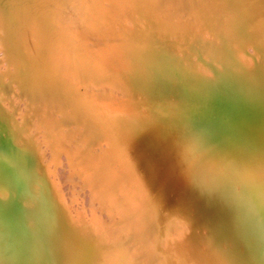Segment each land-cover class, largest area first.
Returning a JSON list of instances; mask_svg holds the SVG:
<instances>
[{
	"label": "bare ground",
	"instance_id": "6f19581e",
	"mask_svg": "<svg viewBox=\"0 0 264 264\" xmlns=\"http://www.w3.org/2000/svg\"><path fill=\"white\" fill-rule=\"evenodd\" d=\"M116 21H128L129 24L135 21L138 24L135 29L120 27L127 31V35L118 34L117 39L106 42L98 37L99 28L106 27L107 22ZM143 25L152 31L144 29L140 39L142 42H139L137 34ZM134 34L140 44L131 48L128 46L131 40L128 39L130 41L127 43L126 38ZM0 35V43L14 64V73L5 69L0 74V98L9 95L10 81L18 77L27 85V102L33 112L42 109L37 90L45 93L44 103L49 107L54 101L57 102L55 93L68 100L70 109L78 116L93 117L95 122L100 123L98 129L101 125L100 129L107 131L116 128L118 134H121V140L137 153L140 147L137 138L132 135L131 129L125 132V128L131 125L127 120L128 110L135 107L129 103L131 90L127 92L125 86L131 85L133 89L145 91L146 98L153 97L151 91L157 90L159 99H162L164 91L167 93L173 89V81H178L176 85L184 92L193 91L192 88L198 91L206 80L205 73L200 69L214 71V77L239 100L238 107L247 116L250 109L252 117L248 127L242 125L245 124V115L242 117L236 113L238 118L228 121L224 118L226 109L219 103L217 107L221 115L216 113L215 119L205 120L208 128L216 129L213 132L215 138L205 136L203 139L210 146L229 149L228 152L224 151L229 156L236 155L237 145L248 147L255 158L251 161L256 169L255 177H258L264 192V176L257 170L264 166V162L258 159L259 155H264V0H0ZM178 39H186L194 44V48L181 47V42L178 45L180 49L173 47L174 40ZM94 50L97 51V57L93 54ZM176 50H181V53L178 55ZM193 51H197L194 55L197 59L194 60ZM96 78L121 87L125 95L124 110L105 113L96 107L88 91L77 95L78 89L74 82L89 85ZM9 117L0 109V132L9 130ZM219 124L223 125V129L218 128ZM10 133L13 132L10 130ZM1 144L0 199L11 200L16 195L21 202L33 205L34 208L13 211L11 207L10 212H6L8 210L0 206V262H105L103 250L91 238L92 233L77 230L66 222L61 217L60 212L63 210H58L55 202H52L51 209L58 219L54 221L45 215L37 196L28 195L25 191L29 171L38 169L30 146L18 144L20 161L10 154L7 143ZM37 177L36 190L40 197L43 196L42 183L45 180L41 175ZM262 216L264 219V209ZM229 238L226 236L228 241ZM232 238L239 246L227 249L225 257L228 264H264V236L259 238L239 233ZM146 253L141 252L147 259V262L141 264H152L153 257L148 258ZM115 264L130 262L118 258Z\"/></svg>",
	"mask_w": 264,
	"mask_h": 264
},
{
	"label": "rangeland",
	"instance_id": "374dc122",
	"mask_svg": "<svg viewBox=\"0 0 264 264\" xmlns=\"http://www.w3.org/2000/svg\"><path fill=\"white\" fill-rule=\"evenodd\" d=\"M132 22H107L106 27L99 28L98 37L107 42L117 39L118 34L127 35L120 27L135 29L137 22ZM144 25L136 33L140 37L134 34L133 40L126 38L127 43L134 41L128 43L129 47L140 44L138 40L147 28ZM185 40H174L173 47L179 48L181 42V47L194 48ZM196 52H192L193 60L197 59ZM0 53V74L5 69L12 71L14 64L1 43ZM93 54L97 57V51ZM200 70L206 80L198 91L192 88L193 91L184 92L176 85L179 82L173 81V89L164 91L162 99L157 90L151 91L153 97L146 98L145 91L125 86L127 92L131 90L129 103L135 106L128 110L131 125L125 132L131 129L137 138L139 154L121 140L116 128L107 131L100 129L101 125L98 129L100 123L93 117L78 116L69 101L55 93L57 102L49 107L44 103L45 93L37 90L42 109L33 112L27 102V85L18 77L10 81V96L0 98V109L10 116L11 124L9 130L0 132V142L8 144L10 154L17 160L21 154L18 144L30 146L38 163V169L29 171L27 187H22L28 195L39 196L37 176H43L41 191L45 193V188H50L49 204L55 202L58 210H63L61 217L74 228L92 233L91 238L103 250L105 262L100 260L99 264H115L118 258L130 264L145 263L146 255L141 252L153 257L152 264H228L226 251L237 245L234 235L264 236V192L255 177L251 162L255 158L250 150L237 145L236 155L229 156L224 154L229 149L210 146L203 139L215 138L216 129L208 128L205 120L215 119L219 103L224 105V118L228 121L238 118L237 114L245 115L243 127L251 122V110L247 116L238 107L239 100L214 77V71ZM73 84L78 96L91 93L88 96L100 111L124 110L125 95L119 85L98 78L89 85ZM247 102L251 104L250 100ZM258 159L264 162V155ZM257 170L264 176V166ZM0 206L6 212L11 207L13 211L34 208L16 195L11 200L0 199Z\"/></svg>",
	"mask_w": 264,
	"mask_h": 264
},
{
	"label": "water",
	"instance_id": "95a60500",
	"mask_svg": "<svg viewBox=\"0 0 264 264\" xmlns=\"http://www.w3.org/2000/svg\"><path fill=\"white\" fill-rule=\"evenodd\" d=\"M45 189H46V191H45V193H43V196H40V197L37 196V199L40 200L42 208H43V210L45 212V215L50 216L54 221H57L58 219L54 215V213H53V211L51 209V206L49 204V198H51L49 193L51 192V190H50V188L48 189V187L45 188Z\"/></svg>",
	"mask_w": 264,
	"mask_h": 264
}]
</instances>
